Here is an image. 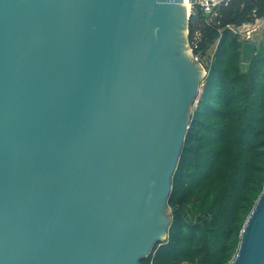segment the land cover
<instances>
[{
	"label": "water",
	"instance_id": "95a60500",
	"mask_svg": "<svg viewBox=\"0 0 264 264\" xmlns=\"http://www.w3.org/2000/svg\"><path fill=\"white\" fill-rule=\"evenodd\" d=\"M193 1L0 0V264H140L167 237ZM228 264H264V186Z\"/></svg>",
	"mask_w": 264,
	"mask_h": 264
},
{
	"label": "trees",
	"instance_id": "16d2710c",
	"mask_svg": "<svg viewBox=\"0 0 264 264\" xmlns=\"http://www.w3.org/2000/svg\"><path fill=\"white\" fill-rule=\"evenodd\" d=\"M218 10L193 49L216 45L172 176L167 237L140 264H228L264 186V29L243 72V40L226 26L263 17L264 0H222Z\"/></svg>",
	"mask_w": 264,
	"mask_h": 264
},
{
	"label": "built area",
	"instance_id": "2783aa9c",
	"mask_svg": "<svg viewBox=\"0 0 264 264\" xmlns=\"http://www.w3.org/2000/svg\"><path fill=\"white\" fill-rule=\"evenodd\" d=\"M222 2V0H210V1H202V0H197L191 3V13H193L194 11V4H198V7L202 13L203 18L196 22L198 23V26L194 29L192 36H191V40H190V47L191 50H193L194 48H196L198 46V41L200 40L201 37V28L202 26L208 25L211 22L214 21V19L216 17H219V10L218 7L220 5V3ZM264 17V16H263ZM263 17H259V18H255L254 22L258 21V19L263 18ZM218 23V22H217ZM253 22H248V23H242L241 25H234V24H227L226 26L231 29L232 31L237 33V28L244 26L246 24H250ZM188 34H189V28H188ZM243 41H253L256 43V38L252 37L250 35V30L246 31V34L241 36ZM215 44L213 46H211V50L210 51H206L204 53V55H201L199 53L198 55L194 54L195 59L199 60L198 62H200V64L202 65L204 72L207 74V70L211 64L212 58H213V54L215 51Z\"/></svg>",
	"mask_w": 264,
	"mask_h": 264
},
{
	"label": "rangeland",
	"instance_id": "374dc122",
	"mask_svg": "<svg viewBox=\"0 0 264 264\" xmlns=\"http://www.w3.org/2000/svg\"><path fill=\"white\" fill-rule=\"evenodd\" d=\"M197 1V0H195ZM194 2V1H193ZM194 7V6H193ZM253 23H250V24H246L244 26H241L239 28H237V34L241 37L242 35L246 34V31L250 30V35L254 38H257L259 39L262 35V32H263V29H264V17L263 18H260L258 19V21L254 22L252 21ZM188 38L186 40H188V44L190 43V38H189V34H187ZM212 48L210 47V49L208 51H210ZM199 61V60H198ZM205 76H206V73H204ZM204 77H202L200 83H199V88H198V93L195 97V99L197 100L201 91H202V86L204 84ZM196 105V103L192 105V109L193 107ZM169 211V210H168ZM170 212V211H169ZM182 264H197V263H189V262H185V263H182Z\"/></svg>",
	"mask_w": 264,
	"mask_h": 264
},
{
	"label": "bare ground",
	"instance_id": "6f19581e",
	"mask_svg": "<svg viewBox=\"0 0 264 264\" xmlns=\"http://www.w3.org/2000/svg\"><path fill=\"white\" fill-rule=\"evenodd\" d=\"M190 6H191V4H190ZM189 14H191V10H190ZM189 14H188V15H189Z\"/></svg>",
	"mask_w": 264,
	"mask_h": 264
}]
</instances>
